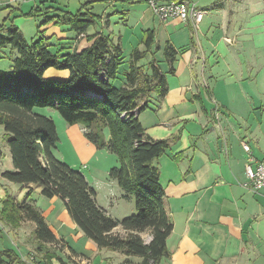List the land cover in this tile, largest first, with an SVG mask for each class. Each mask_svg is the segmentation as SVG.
Instances as JSON below:
<instances>
[{"label":"crops","instance_id":"obj_1","mask_svg":"<svg viewBox=\"0 0 264 264\" xmlns=\"http://www.w3.org/2000/svg\"><path fill=\"white\" fill-rule=\"evenodd\" d=\"M244 3L249 6L248 0H197V5L205 11L197 29L201 28L206 44L203 45L194 38L193 33L197 31L190 23L177 18L161 21L148 4L140 0L114 3L106 0H0V25H13L25 37L27 23L33 22V27L29 28L32 34L50 38V43L66 51L87 46L85 35L93 34L89 33L90 27L94 33H102L112 43L120 45L123 35L119 29L116 34L114 29L126 28L129 36L137 34L139 49L143 48L145 34L152 32L151 50L157 48L162 52L169 43L177 51L172 73H167L168 64L167 68L158 65L166 74L165 96H152L150 106L137 114L149 138L166 139L169 143L165 153L155 161L165 193L163 203L172 222L165 241L168 256L158 264H264V187L258 191L250 188L244 173L247 153L241 145V141H246L255 158L264 156V71L243 65L233 69L231 57L238 61L240 49L251 34L238 18L245 11L249 13L248 8L242 9ZM255 8L251 11H256ZM57 9L72 14L89 12L94 21L85 33L75 32L70 38L62 33L73 30L58 19L56 23L41 24L47 16L58 14L54 12ZM232 23L233 26L236 23L235 28ZM97 26L106 27L107 32L96 31ZM209 31L211 37L218 36V39L208 37ZM247 31L249 36L243 34ZM256 63L261 64L259 59ZM68 74V70L53 67L44 71L47 78H66ZM34 112L52 118L46 109L35 108ZM68 126L71 127H63L64 130L79 134L85 160L90 161L96 153L95 146L86 138L82 139L81 125ZM0 130V202L6 196L16 202H31L60 242L37 241L33 236L35 225L30 221L18 227L0 221L2 231H10L16 237L11 249L22 259L28 252H42L44 255L37 260L38 264H107L111 259H115V264H123L126 257L120 251L98 248L69 214L65 216L60 211L55 214L56 206L65 204L59 196L45 198L38 184L13 183L3 177L4 172L13 171L14 167L2 126ZM58 144L59 140L53 151L57 158L60 156ZM108 169L95 165L85 167V175L90 180L87 181L96 191L97 203H100V187L112 189L116 184L109 178ZM101 207L104 208L102 204ZM25 224L30 229L29 239L21 238ZM114 232L124 233L119 226ZM136 260L139 259L130 258V262L137 263Z\"/></svg>","mask_w":264,"mask_h":264},{"label":"trees","instance_id":"obj_2","mask_svg":"<svg viewBox=\"0 0 264 264\" xmlns=\"http://www.w3.org/2000/svg\"><path fill=\"white\" fill-rule=\"evenodd\" d=\"M56 11L58 14L47 16L41 24L58 19L80 34L94 21L89 12ZM85 38L87 46L66 51L50 43V38L28 41L17 27L0 25V48L9 45L15 51L10 69L0 70V125L14 167L3 177L13 183L38 184L45 198L59 196L70 218L98 248L120 251L126 263L136 257L139 264H158L168 256L165 241L172 222L163 203L165 193L155 161L169 143L149 138L137 114L150 106L152 96H165L166 74L154 59L152 32L145 34L142 49H132L123 70L119 43L97 32ZM148 54L151 59L141 63ZM162 54L170 67L167 73H172L177 51L166 43ZM49 67L68 70L69 74L47 78L44 71ZM119 71H123L122 79L114 84ZM35 108L53 109L66 123L81 125L88 142L116 156L117 165L108 175L134 200V214L118 220L97 203L96 191L86 177L54 155L59 140L55 122L34 112ZM0 221H30L37 241L60 243L29 201L16 202L6 196ZM118 226L124 233L114 232ZM144 233L152 237L147 244ZM0 264L35 263L5 248L0 250Z\"/></svg>","mask_w":264,"mask_h":264},{"label":"rangeland","instance_id":"obj_3","mask_svg":"<svg viewBox=\"0 0 264 264\" xmlns=\"http://www.w3.org/2000/svg\"><path fill=\"white\" fill-rule=\"evenodd\" d=\"M248 2H249V6H246V3H244L245 6H243L242 9L248 8L249 13L247 14V12L245 11V13H243L241 16H238V18L242 19L246 29L249 30L251 34H250V38L247 41H244L242 49H240L241 54L237 56L238 61H236L235 58L231 56L234 59V63H232L233 64L232 68L233 69L240 68L241 65H243L245 68L254 66V67H260V69L264 71V0H248ZM252 4L253 6H251ZM252 7H256L255 8L256 11L254 12L251 11ZM235 20L237 21V18ZM38 23H39V19H37V24ZM27 24L28 25L24 29L26 40L31 41L40 38L41 36L37 37L36 35L32 34V31H29V28L33 27L32 26L33 22H28ZM235 25L233 26L232 23L233 28H235ZM118 29L121 31V34L123 35L121 38L122 61L120 64V69L123 70L124 68L126 69L127 67L129 54L131 53L132 49L136 47V42L138 38H137V34H134L133 36H129L128 29L126 28L122 29L121 27H117L116 29H114V32L116 34H118ZM93 30L94 29L90 27L89 33L90 34L94 33ZM95 30L96 31L102 30L104 31V33L107 32L106 27L99 28V26H97ZM176 30L179 29L176 28ZM137 31L138 30H135L136 33ZM62 34H64V36H70V38H73L75 36V32L73 31L63 32ZM243 34L249 36L248 31L244 32ZM193 35L195 39H198L200 41V43L206 45L204 38H202L201 28L196 33H193ZM208 37L212 39H218V36L211 37L210 31L208 32ZM153 55L156 63L159 66L163 68H167V63L163 57L162 52L154 49ZM14 57H15V51L12 50V48L9 45H5L1 47L0 70L3 71L9 70L12 64V59ZM255 58L259 59L261 64H257L256 63L257 59ZM150 59H151V55L148 54L147 57L141 61V63H146ZM122 76H123V71H119V74L117 75V81H114V84H118L119 81L122 79ZM43 109H46L52 116V119L56 124L58 134L60 136L59 138H61L59 139V144H58V148H59L58 156L60 155L59 156L60 160L68 164L74 170L81 172L83 175L87 174V172L85 171V167H89L91 165L92 166L95 165L97 167H100L101 169H106V168L110 169L111 167L117 165L116 156L104 148L102 149L95 148L96 153L93 155L90 161L88 160L86 161L85 160L86 157L84 156L85 148H83V145H81V143L79 142V134L77 135V134L67 133L66 130H64V128L65 127L68 128L71 126H68L69 124L66 123L65 120L55 110L50 108H38V110H43ZM82 139H85V137L83 136ZM85 177L87 178L88 181H90L86 175ZM98 201L102 204V206H104V208H106L109 211L112 217L118 220L135 213L134 200L131 197H126L123 191L115 183L113 184L112 189L108 187H100ZM100 203L98 204L101 206ZM1 206H2V202H0V208ZM56 207L57 210L55 214H57L60 211L62 215L68 216V213L62 203L58 204ZM11 222L12 223H8L10 227H14V226L18 227L27 221H17V222L11 221ZM7 232L8 233L3 232L2 227L0 226V250L5 248H14V246L12 245V241L16 240V237L10 231ZM22 235H23L21 236L22 239L26 237L29 239V237H31L30 229L27 226V224H25L23 227ZM147 235L149 234L148 233L142 234L143 238H145ZM29 254L30 253L28 252L25 255V258H23V260L35 264H38L37 260L40 261V259H42L44 255L42 254V252L40 253L33 252L30 255ZM136 261L139 264L140 260H136ZM107 264H115V259H111Z\"/></svg>","mask_w":264,"mask_h":264},{"label":"built area","instance_id":"obj_4","mask_svg":"<svg viewBox=\"0 0 264 264\" xmlns=\"http://www.w3.org/2000/svg\"><path fill=\"white\" fill-rule=\"evenodd\" d=\"M34 1V0H24ZM108 3H114L117 0H106ZM148 4L153 14L161 21L177 18L184 23H190L192 28L197 31L205 11L197 5V0H140ZM242 148L247 153V161L244 166V173L247 177L250 188L258 191L264 187V156L260 159L251 154V148L248 142L241 141ZM151 236L147 235L144 242L151 241ZM138 264V263H124Z\"/></svg>","mask_w":264,"mask_h":264}]
</instances>
